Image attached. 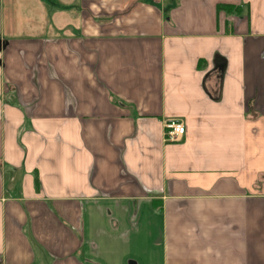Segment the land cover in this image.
<instances>
[{"label": "crops", "instance_id": "crops-1", "mask_svg": "<svg viewBox=\"0 0 264 264\" xmlns=\"http://www.w3.org/2000/svg\"><path fill=\"white\" fill-rule=\"evenodd\" d=\"M0 40V264H264V0H0Z\"/></svg>", "mask_w": 264, "mask_h": 264}, {"label": "built area", "instance_id": "built-area-1", "mask_svg": "<svg viewBox=\"0 0 264 264\" xmlns=\"http://www.w3.org/2000/svg\"><path fill=\"white\" fill-rule=\"evenodd\" d=\"M186 132V126L181 121L170 120L165 124V141L174 143L181 140Z\"/></svg>", "mask_w": 264, "mask_h": 264}, {"label": "trees", "instance_id": "trees-1", "mask_svg": "<svg viewBox=\"0 0 264 264\" xmlns=\"http://www.w3.org/2000/svg\"><path fill=\"white\" fill-rule=\"evenodd\" d=\"M218 8H219V9H231L232 6L220 5ZM233 8H234V7H233ZM234 9H236V8H234Z\"/></svg>", "mask_w": 264, "mask_h": 264}, {"label": "water", "instance_id": "water-1", "mask_svg": "<svg viewBox=\"0 0 264 264\" xmlns=\"http://www.w3.org/2000/svg\"><path fill=\"white\" fill-rule=\"evenodd\" d=\"M2 46H3V43H2V41L0 40V51H1V49H2Z\"/></svg>", "mask_w": 264, "mask_h": 264}]
</instances>
